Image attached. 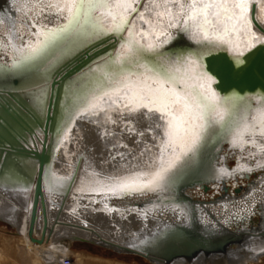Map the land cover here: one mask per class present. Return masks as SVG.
<instances>
[{"label":"water","instance_id":"obj_1","mask_svg":"<svg viewBox=\"0 0 264 264\" xmlns=\"http://www.w3.org/2000/svg\"><path fill=\"white\" fill-rule=\"evenodd\" d=\"M37 3L38 0H0V66L11 64L13 58L11 47L4 45L9 39L20 45L22 35L25 41L29 39L27 33L33 18L48 27L64 22L47 9L40 13L34 8ZM257 13L254 3L253 26L264 36V20L257 21ZM137 26H141L139 21ZM171 33L175 39L163 50L201 49L190 35L177 29H171ZM117 44L115 36L84 43L69 40L58 47L55 55L50 54L54 62L42 60L22 70L0 71V199L13 207L19 206L24 212L31 202L28 237L36 245L44 243L48 230L50 236L53 234L48 218V213H52L53 226L62 222L71 227L94 228L98 232L93 230L97 237L92 238L72 233L69 239L79 237L118 254L141 257L152 264H218L223 259H229L230 264L238 262V251L245 249L250 237L242 232L236 234L210 227L201 220L206 218L202 211L209 204L194 195H208L210 190L218 195L221 190L227 196V187L232 184L238 186L234 189L235 196H240L235 202L245 203L255 196L254 189L241 192L250 176L262 174L258 180L264 179V167L258 166V163L264 164V155L255 148H234L230 137L213 133L198 156L166 190L123 195L89 190L97 179L93 173H99V178L124 176L145 168L150 154H140L146 146L156 143L152 139L153 132L148 129L154 128L157 116L145 110L123 119L113 114L115 124L106 123L103 115L81 116L70 132H62L66 89L80 73L94 66L100 56L114 51L113 46ZM260 48L258 45L253 49L256 56L239 68L226 49L206 55L205 66L220 69L214 73L216 83L212 88L222 97H254L250 103L255 107L264 96V52ZM42 88L46 93L41 92ZM37 95L43 100L42 104L36 99ZM252 115L255 113H250V118ZM145 119L149 121L146 127L142 125ZM141 132L143 136L139 135ZM155 133L158 135L159 130ZM133 136L137 137L135 142ZM97 137L110 141L120 138L121 142H114L96 155ZM37 140L41 141V147ZM127 156L135 158L132 161ZM118 159L126 160L121 167L120 163H113ZM52 173L58 179L50 184ZM140 199L149 201L139 202ZM3 222L16 229L17 235H22L10 220ZM40 225L42 234L38 240L34 234ZM257 239L264 245V237ZM260 251L256 255L258 258L264 256L263 247Z\"/></svg>","mask_w":264,"mask_h":264},{"label":"snow or ice","instance_id":"obj_2","mask_svg":"<svg viewBox=\"0 0 264 264\" xmlns=\"http://www.w3.org/2000/svg\"><path fill=\"white\" fill-rule=\"evenodd\" d=\"M141 2L38 0L34 8L40 13L47 9L64 22L48 27L33 18L29 39L22 35L20 45L11 39L4 45L11 47L13 58L0 71L22 70L42 60L54 62L50 54L69 40L117 38L114 51L100 56L66 89L62 132H70L81 116L103 115L106 123L115 124L113 114L123 119L145 110L157 116L154 128L148 129L156 143L140 154H150L145 168L124 176L99 178L93 173L97 179L89 190L113 195L166 190L213 133L230 137L234 148L252 147L264 155V96L255 107L250 103L254 97L220 96L212 88L214 73L220 69L204 64L205 56L215 50H228L237 68L256 56L253 49L258 45L264 52V36L255 31L251 15L256 3L255 18L264 20V0H143V10ZM171 29L190 35L201 49L163 50L175 39ZM36 99L43 103L39 95ZM57 179L52 173L49 183Z\"/></svg>","mask_w":264,"mask_h":264},{"label":"bare ground","instance_id":"obj_3","mask_svg":"<svg viewBox=\"0 0 264 264\" xmlns=\"http://www.w3.org/2000/svg\"><path fill=\"white\" fill-rule=\"evenodd\" d=\"M146 122H149V121L146 120ZM117 140H120V138H118ZM117 140H112V141L108 140V141L113 143L114 141H117ZM36 143L39 147H41V141L37 140ZM96 147L98 148V146ZM134 158L135 156H132L130 160ZM139 160L136 159V161H139ZM260 175H256L255 178L258 179ZM261 181H259V183H255L257 181L251 183L252 181H251V176H250L248 180V184L244 182V184L246 183L245 184L246 186L245 187L242 186L243 189L241 192H245V190L248 192V190H253V189L254 191H256L255 196H251V198L245 203L243 201L235 202L236 198H239L240 196H235L234 190L230 186L227 187L228 188L227 196L224 192L219 190V194H220L219 197H213L212 200L203 201L204 203L209 204V205H207V208H205L204 211H202L203 215L206 213L205 214L206 218H201L202 221L207 222V224L212 228H215V229L218 228L220 230L222 229V230H226L228 232L236 233V234L242 232L243 233L242 235H247L250 237V239H248L249 237L247 238L249 241L247 240V243L245 244V249L243 250L239 249L238 251L239 252L238 254L240 255L238 262H235V263L232 262V264H239L242 262L244 263L247 259L249 260L251 259L252 262H254V260H257L258 258L256 255H258L261 252L260 248L263 247L264 249V245H262L263 243H261V241L257 239V237H264V179ZM214 191L215 190H210L209 192H214ZM197 195L200 196L199 193H196V195L194 196H197ZM204 196H206V194H201L200 197H204ZM259 196H263V197L259 198ZM135 201L136 200H134V202ZM138 201L146 202V201H149V199H146V200L140 199ZM218 203L219 204L223 203L224 205L219 206ZM30 205H31V202L26 207L27 210H25L24 212V210L21 209L19 206L13 207L12 205L0 199V215L1 217L3 215V217L7 219V221L10 220L11 223L14 224L18 228L19 232L22 233L23 237L29 243V246L34 248L38 252L37 255L39 256H43L44 258H46V256L53 257V259L55 258L56 261L58 262L57 264H59L60 262L59 258H61L62 256L63 257L66 256V252H64L65 250L59 248V245H58L62 237L64 236L71 237L72 233H75L76 236H80L82 234V235H85V237L87 238L97 237L95 234L92 233L93 230L97 232V230H95L94 228L89 227L88 229H84V227L81 228L78 226L71 227L70 225H67L66 223H62V222L53 226L52 224L53 215L52 213H48V218L50 220L49 227L53 228L54 232L50 236L49 235L50 230H48L46 238L44 239V243L42 245L33 244L28 237V220H29V213H30L29 211ZM257 216L261 218L258 226H256L255 224L256 222L254 221V218ZM40 227L41 225L39 226L38 229L36 228L35 234H34V237L38 240L41 239V234H42V231H41L42 229ZM100 235L102 236V234ZM259 256H262V255H259ZM214 261H217V260H214ZM230 262L231 261L229 259H223L220 263L218 262L217 263L218 264H230Z\"/></svg>","mask_w":264,"mask_h":264},{"label":"rangeland","instance_id":"obj_4","mask_svg":"<svg viewBox=\"0 0 264 264\" xmlns=\"http://www.w3.org/2000/svg\"><path fill=\"white\" fill-rule=\"evenodd\" d=\"M146 124H149V122H146L145 124H143L144 127H146ZM94 128L95 127L91 128V129H93V131H95ZM122 136L123 135L120 134L121 138H122ZM134 137H135V139H134ZM126 138L129 139L128 137H126ZM96 139L98 141L97 143H95L96 146H98V148L95 147L96 148V150H95L96 155L99 153H102V150L106 151L107 146L113 144L114 142H118V143L121 142V139L114 141L113 143L109 142L108 139L106 140L105 138L101 140V138L99 139L97 137ZM132 140L133 141L137 140V137L133 136ZM144 142H146V141H144ZM105 144H106V146H105ZM136 145H138V144H136ZM99 146H101V147H99ZM105 157H106V155H105ZM127 157H128L127 159H129V160L132 158V156H130V157L127 156ZM125 161L126 160L118 159V160H115L114 163H116L117 165L120 163V165H121V163H123ZM230 166H233V163H230ZM257 175H260V174H257ZM255 176L256 175L251 176V181H252L251 183H253L255 181H257L255 183H259V181L263 180V179L258 180L257 178L255 179ZM245 184L243 187L246 186ZM238 185L240 186L239 182H238ZM229 186L237 188V185L230 184ZM200 196H199L200 201H209V200H212L213 197H219L220 194L218 193V195H217V194H215V191H214V192H209L208 195H206L204 197H200ZM197 197H198V195H197ZM261 198H262V196H261ZM3 221H7V219H5L2 216V217H0V264H57L58 263L55 258L53 259V257H50V256L47 257L46 256V258H44L43 256L37 255L38 252L34 248L29 246V243L26 241V239L23 237V235H17L16 229L9 226L8 224H6ZM254 221L256 222L255 223L256 226H258L260 223V220L255 217ZM19 233H21V232H19ZM69 238L70 237H68V236L62 237L60 242L58 243V245H59V248L65 250L64 252H66V256L71 258L72 264H152V263L146 261L145 259H143L141 257L132 256V255H125V254H118L112 250H108V249L99 247L97 245H94V244H92L88 241H85L79 237L77 239H69ZM259 258H257V260H254L256 262H252L251 259L250 260L247 259L248 261L246 260L244 263L247 262V264H264V256L263 257L260 256ZM59 259H61V258H59Z\"/></svg>","mask_w":264,"mask_h":264},{"label":"built area","instance_id":"obj_5","mask_svg":"<svg viewBox=\"0 0 264 264\" xmlns=\"http://www.w3.org/2000/svg\"><path fill=\"white\" fill-rule=\"evenodd\" d=\"M59 264H72L70 257H61Z\"/></svg>","mask_w":264,"mask_h":264},{"label":"flooded vegetation","instance_id":"obj_6","mask_svg":"<svg viewBox=\"0 0 264 264\" xmlns=\"http://www.w3.org/2000/svg\"><path fill=\"white\" fill-rule=\"evenodd\" d=\"M247 184H248V182H247ZM238 187V186H237ZM233 188V190L236 188V187H232ZM235 194V193H234ZM256 218H258L259 220H261V218H259L258 216L256 217Z\"/></svg>","mask_w":264,"mask_h":264}]
</instances>
